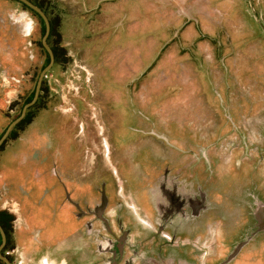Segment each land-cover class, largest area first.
<instances>
[{
	"label": "flooded vegetation",
	"instance_id": "obj_1",
	"mask_svg": "<svg viewBox=\"0 0 264 264\" xmlns=\"http://www.w3.org/2000/svg\"><path fill=\"white\" fill-rule=\"evenodd\" d=\"M9 1L18 10L0 15V38L2 26L15 28L0 39V178L7 190L0 206V264H264V173L252 160L261 154L242 144L233 166L221 165L212 144L203 145L217 124L192 126L190 142H172L171 155L153 140L154 152L129 158L139 164L131 170L108 163L101 141L91 154L104 168L93 161L64 175L59 187L54 179L22 173L46 166L47 127L36 138L24 134L38 121L46 126L65 118L54 114L61 108L51 112L58 93L51 85L71 54L63 14L51 0H27L32 6ZM19 142L24 150L15 151L11 163L4 154Z\"/></svg>",
	"mask_w": 264,
	"mask_h": 264
},
{
	"label": "rangeland",
	"instance_id": "obj_2",
	"mask_svg": "<svg viewBox=\"0 0 264 264\" xmlns=\"http://www.w3.org/2000/svg\"><path fill=\"white\" fill-rule=\"evenodd\" d=\"M51 2L63 14V41L71 54L67 70L54 73L57 85L51 87L58 93L52 91L51 112L61 108V114L54 112L59 120L66 115L46 126L38 121L24 134L36 138L47 127L52 136L46 166L37 172L25 167L26 177L54 179L59 187L64 175L82 172L93 161L104 168L102 158L91 154L101 141L108 163L131 170L139 164L129 158L139 161L154 152L153 140L171 155L172 142H190L192 126L214 124L203 145L212 144L221 165L233 166L243 144L261 154L252 160L264 173V0ZM16 9L0 0V15ZM14 29L2 26L0 39ZM72 107L76 113L69 115ZM17 150H24L20 142L5 158L12 163ZM5 183L0 178V206Z\"/></svg>",
	"mask_w": 264,
	"mask_h": 264
},
{
	"label": "water",
	"instance_id": "obj_3",
	"mask_svg": "<svg viewBox=\"0 0 264 264\" xmlns=\"http://www.w3.org/2000/svg\"><path fill=\"white\" fill-rule=\"evenodd\" d=\"M21 1H23V2H25V3H27V4H29V5H31L27 0H21ZM32 6V5H31ZM34 7V6H33ZM34 8H36V7H34ZM37 9V8H36ZM38 10V9H37ZM39 11V10H38ZM40 12V11H39ZM41 13V12H40ZM48 48V47H47ZM34 101V100H33ZM33 101H31L30 103H28L26 106H29L30 104H32L33 103ZM15 122H13L9 127H8V129H7V131H6V133H5V135L7 134V132L9 131V129L11 128V126L14 124Z\"/></svg>",
	"mask_w": 264,
	"mask_h": 264
}]
</instances>
